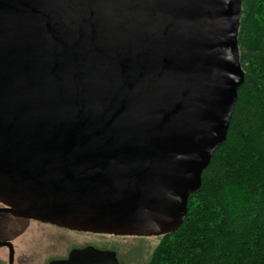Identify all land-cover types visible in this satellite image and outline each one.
I'll return each instance as SVG.
<instances>
[{"label": "water", "instance_id": "95a60500", "mask_svg": "<svg viewBox=\"0 0 264 264\" xmlns=\"http://www.w3.org/2000/svg\"><path fill=\"white\" fill-rule=\"evenodd\" d=\"M243 10L0 0V212L120 236L180 228L245 81ZM47 264L122 263L88 245Z\"/></svg>", "mask_w": 264, "mask_h": 264}, {"label": "trees", "instance_id": "16d2710c", "mask_svg": "<svg viewBox=\"0 0 264 264\" xmlns=\"http://www.w3.org/2000/svg\"><path fill=\"white\" fill-rule=\"evenodd\" d=\"M239 43L245 81L227 139L147 264H264V0H244Z\"/></svg>", "mask_w": 264, "mask_h": 264}, {"label": "rangeland", "instance_id": "374dc122", "mask_svg": "<svg viewBox=\"0 0 264 264\" xmlns=\"http://www.w3.org/2000/svg\"><path fill=\"white\" fill-rule=\"evenodd\" d=\"M2 225V223H1ZM0 238L15 248L14 264H47L53 258L66 257L81 245H94L118 253L123 264H147L161 236H120L61 229L35 220L6 221ZM0 264H8V248L0 247Z\"/></svg>", "mask_w": 264, "mask_h": 264}, {"label": "flooded vegetation", "instance_id": "af4514ba", "mask_svg": "<svg viewBox=\"0 0 264 264\" xmlns=\"http://www.w3.org/2000/svg\"><path fill=\"white\" fill-rule=\"evenodd\" d=\"M0 206H1V204H0ZM15 220H23V221H28L27 219H23V218H17V217H14L13 215H11L10 213H5V212H0V228L2 227V226H4V222H6V221H15ZM40 222V221H39ZM1 223H2V225H1ZM42 223H44V222H42ZM45 224H49V223H45ZM49 225H52V224H49ZM52 226H56V225H52ZM56 227H58V228H61V229H65V228H62V227H59V226H56ZM67 230H69V229H67ZM85 233H87V232H85ZM0 240H3V241H10V240H8V239H2V238H0ZM11 242V241H10ZM88 245H90V244H84V245H81V246H78V247H74V248H83V247H86V246H88ZM8 248V247H7ZM74 248H72V249H74ZM71 249V250H72ZM71 250L69 251V253H68V255L66 256V257H63V258H57V259H65V258H67L68 256H69V254H70V252H71ZM111 250V249H110ZM115 251V250H114ZM117 253V252H116ZM117 257H118V253H117ZM53 259H56V258H53ZM53 259H51V260H53ZM118 259H119V257H118ZM50 260V261H51ZM119 261H120V259H119ZM121 262V261H120ZM122 263V262H121ZM8 264H9V248H8ZM123 264V263H122Z\"/></svg>", "mask_w": 264, "mask_h": 264}]
</instances>
